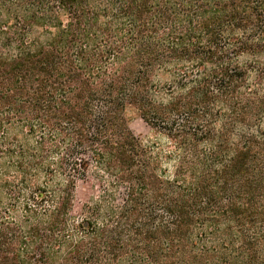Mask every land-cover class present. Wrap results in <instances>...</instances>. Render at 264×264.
I'll return each instance as SVG.
<instances>
[{
    "label": "trees",
    "instance_id": "obj_1",
    "mask_svg": "<svg viewBox=\"0 0 264 264\" xmlns=\"http://www.w3.org/2000/svg\"><path fill=\"white\" fill-rule=\"evenodd\" d=\"M0 264H264V0H0Z\"/></svg>",
    "mask_w": 264,
    "mask_h": 264
},
{
    "label": "rangeland",
    "instance_id": "obj_2",
    "mask_svg": "<svg viewBox=\"0 0 264 264\" xmlns=\"http://www.w3.org/2000/svg\"><path fill=\"white\" fill-rule=\"evenodd\" d=\"M128 126L133 136L142 144L147 145L160 140L143 120L134 115L130 116ZM104 191V184L100 180L97 171L90 166L84 177L75 179L73 206L70 213L71 220L81 221L86 219L93 206L100 202ZM122 197V190H116L112 195L113 203H121Z\"/></svg>",
    "mask_w": 264,
    "mask_h": 264
}]
</instances>
